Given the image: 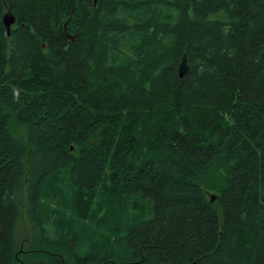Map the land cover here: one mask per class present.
Wrapping results in <instances>:
<instances>
[{"label":"trees","instance_id":"trees-1","mask_svg":"<svg viewBox=\"0 0 264 264\" xmlns=\"http://www.w3.org/2000/svg\"><path fill=\"white\" fill-rule=\"evenodd\" d=\"M41 263L264 264V0H0V264Z\"/></svg>","mask_w":264,"mask_h":264},{"label":"water","instance_id":"water-1","mask_svg":"<svg viewBox=\"0 0 264 264\" xmlns=\"http://www.w3.org/2000/svg\"><path fill=\"white\" fill-rule=\"evenodd\" d=\"M1 22L6 30V35L8 36L11 28L13 27V25H15V18L9 11H6L1 18ZM186 69L187 68L185 66V61L182 60L178 67L179 76H182L185 73Z\"/></svg>","mask_w":264,"mask_h":264},{"label":"rangeland","instance_id":"rangeland-1","mask_svg":"<svg viewBox=\"0 0 264 264\" xmlns=\"http://www.w3.org/2000/svg\"><path fill=\"white\" fill-rule=\"evenodd\" d=\"M212 195H214V192H209V191H207L206 192V196L207 197H211ZM105 210V209H104ZM104 210H102L101 212L103 213L104 212ZM90 223L91 224H94V222H92V221H90ZM27 227V224H26V219H25V217H22V219L20 220V226H19V229H18V240H21V239H25L26 240V238L28 237V238H30V235H28L29 234V232L27 231L28 230V228H26ZM22 249H20V251H21Z\"/></svg>","mask_w":264,"mask_h":264}]
</instances>
